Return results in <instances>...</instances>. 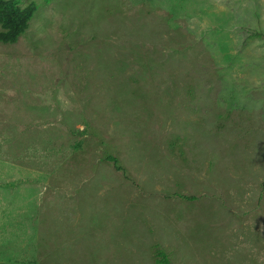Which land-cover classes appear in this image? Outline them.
<instances>
[{
	"label": "rangeland",
	"instance_id": "1",
	"mask_svg": "<svg viewBox=\"0 0 264 264\" xmlns=\"http://www.w3.org/2000/svg\"><path fill=\"white\" fill-rule=\"evenodd\" d=\"M13 1L0 264H264V0Z\"/></svg>",
	"mask_w": 264,
	"mask_h": 264
},
{
	"label": "trees",
	"instance_id": "2",
	"mask_svg": "<svg viewBox=\"0 0 264 264\" xmlns=\"http://www.w3.org/2000/svg\"><path fill=\"white\" fill-rule=\"evenodd\" d=\"M36 11V6L34 4H29L24 8H19L13 0H0V44H14L17 42L19 37L27 30L30 19L32 18L34 12ZM126 49L125 54L128 57V53L133 55L131 57L136 62L141 60H147L146 55H143L142 50H133L132 45L123 46ZM136 49V48H135ZM177 52L180 49L176 50ZM173 52V51H172ZM135 54V55H134ZM108 160L116 163L113 158H108ZM115 170L119 171L120 168L114 165ZM175 197L183 201H194L195 197H187L179 194H175ZM157 264H170L167 255L158 251L156 254Z\"/></svg>",
	"mask_w": 264,
	"mask_h": 264
}]
</instances>
